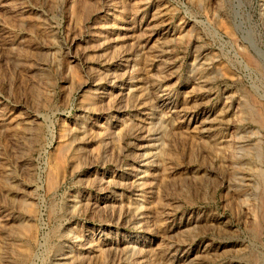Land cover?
Returning <instances> with one entry per match:
<instances>
[{
    "label": "rangeland",
    "instance_id": "obj_1",
    "mask_svg": "<svg viewBox=\"0 0 264 264\" xmlns=\"http://www.w3.org/2000/svg\"><path fill=\"white\" fill-rule=\"evenodd\" d=\"M0 264H264V0H0Z\"/></svg>",
    "mask_w": 264,
    "mask_h": 264
},
{
    "label": "bare ground",
    "instance_id": "obj_2",
    "mask_svg": "<svg viewBox=\"0 0 264 264\" xmlns=\"http://www.w3.org/2000/svg\"><path fill=\"white\" fill-rule=\"evenodd\" d=\"M238 178V177H237ZM235 187V186H234Z\"/></svg>",
    "mask_w": 264,
    "mask_h": 264
}]
</instances>
